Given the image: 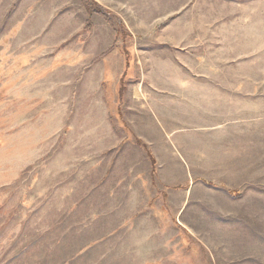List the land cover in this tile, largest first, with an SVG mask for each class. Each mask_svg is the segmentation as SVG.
I'll use <instances>...</instances> for the list:
<instances>
[{
    "label": "rangeland",
    "instance_id": "rangeland-1",
    "mask_svg": "<svg viewBox=\"0 0 264 264\" xmlns=\"http://www.w3.org/2000/svg\"><path fill=\"white\" fill-rule=\"evenodd\" d=\"M0 264H264V0H0Z\"/></svg>",
    "mask_w": 264,
    "mask_h": 264
},
{
    "label": "trees",
    "instance_id": "trees-1",
    "mask_svg": "<svg viewBox=\"0 0 264 264\" xmlns=\"http://www.w3.org/2000/svg\"><path fill=\"white\" fill-rule=\"evenodd\" d=\"M86 4L88 5V6H86L88 14L96 13V14L104 17L108 22L110 21V19H109L110 16H109L108 11H106L102 6L96 4V3L92 2V1L90 3L87 2ZM92 4H96L95 7H93ZM90 24L91 23L88 21L86 26H90ZM115 32H117V31H115ZM127 57H128V59H127V62H126V68L129 65V63H128L129 59H130L129 53L126 54V58ZM122 79H123V77H122ZM138 144L140 146H143L145 148V150L147 151V153H148V155H149V157L151 159L152 165H153V174L155 175V172L157 171V163H156V160H155L153 154L150 153V150H149V148L146 145H144L140 141L138 142ZM225 188H226V186H225ZM228 191H229V194H231L232 196H240L241 195L240 191H236V190H228Z\"/></svg>",
    "mask_w": 264,
    "mask_h": 264
}]
</instances>
